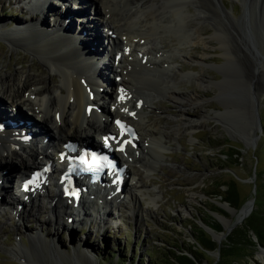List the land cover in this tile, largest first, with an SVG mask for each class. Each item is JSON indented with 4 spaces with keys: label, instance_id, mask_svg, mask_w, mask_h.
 <instances>
[{
    "label": "rangeland",
    "instance_id": "rangeland-1",
    "mask_svg": "<svg viewBox=\"0 0 264 264\" xmlns=\"http://www.w3.org/2000/svg\"><path fill=\"white\" fill-rule=\"evenodd\" d=\"M221 1L226 6L224 9L229 13L231 20L239 26L243 43L252 51L260 50L264 62V8L254 0ZM59 3L57 0L49 2L44 12L43 8H35L38 12L34 13L31 11L32 4L27 0H23L22 3L16 0H0V78H10L12 84L20 87L23 85L28 87L37 79L43 78L45 86L53 87L52 96L59 98V90L65 85L64 80L58 69H53L49 74L47 65L43 63L46 58L57 64L54 61L55 57L34 52L37 49L45 51L48 47L43 40L47 41L49 37L42 32L33 35L23 30L32 23L31 18L36 24L41 19L44 29L68 36L73 34L74 27L78 26L79 22L81 27L84 26L82 25L84 18L81 17H93L88 0L83 1V7L69 0L67 10ZM43 13L45 14L41 15ZM64 13L68 19L71 18L69 21L57 19L58 16H65ZM86 23L87 20L84 21V24ZM203 25L206 38L204 39L210 47L205 50L203 46H198L196 50L194 48L191 50L186 44L178 48L177 53L171 54L174 57L169 66L168 75L173 81L165 79L172 84L178 81L180 83L178 91H181L183 97H197L200 102L189 107L181 120L179 112L167 97L147 92L152 107L142 111V120L145 122L142 125L147 126L155 117H160L163 122L160 125L162 131L170 133L177 124H181V131L179 136L164 141L162 144L164 152L152 172L142 170L140 165L133 168L134 178L131 181L137 183V186L142 183L145 185L139 191H136L135 187H130L138 197L136 203L129 202V196L125 193L122 195V202L120 201L122 208H118L117 203L112 204L115 208L113 210L108 207L109 216L105 217L106 221L102 212L100 214L93 212L88 218L79 209L78 213L74 212L72 219L67 220L53 201L56 195L53 186L48 185L46 191L40 193L32 203L19 194L17 176L15 178L16 174L11 173L19 170L16 161L21 155L17 153L14 164L7 166L8 169H0V188L3 184L6 185L3 187L14 194L15 204H18L12 205L8 196L0 193V264H23L18 257L25 259L29 257L20 253L19 248L27 252L26 250L33 246V238H38L42 247L40 251L33 252L36 253L33 260L39 264H120L118 260L125 256H132L137 263L142 261V264H145L149 261L147 251L153 247L160 250L171 244L182 246L183 243L194 244L193 233L190 230L192 223L203 230L206 237L218 246L216 251L208 252L212 262L204 264H216L219 260L221 264L219 250L226 244L228 236L241 228L252 213L264 214L262 126L261 136L255 145H249L245 141L247 131L250 132L248 127L252 124L253 99L257 103L258 118L264 123V86L257 87L256 79L250 74V67L245 70L241 63L235 62V59L233 62L225 61L223 49L213 36L216 31L214 22L206 21ZM14 29L16 34H11ZM98 29V35L104 36L103 29L100 27ZM178 30L174 28L172 33L170 32L177 40L181 38ZM4 34H11V37L19 42L18 48L12 46V43L2 36ZM105 38L102 37L104 40ZM165 45L166 43L162 44ZM100 49L102 51L104 47ZM203 52L206 54L201 58ZM185 54L192 55L191 57L198 59L199 62L185 61L182 57ZM201 60L205 63H201ZM73 67L85 70L86 63L77 62ZM72 69L69 73H73ZM261 70L264 72V67ZM104 73L106 77L110 74V80L117 83L113 72L108 70ZM73 75H77L78 80V74ZM101 86L104 94H111L107 86ZM98 104L104 107L108 114L114 116L105 95H100ZM130 105L135 106L134 101ZM0 107L4 111L9 110V102L2 101ZM74 107L75 104L70 107V112ZM74 110L76 111V108ZM24 111L22 106L17 110L26 120L33 121L30 115L26 117ZM54 111L56 110L52 106L50 118ZM116 111L117 109L115 113ZM142 120L133 116L126 122L136 130L135 125ZM166 123H171L173 127L167 129ZM189 123H197L196 129H190ZM0 128L5 134H20L18 129L4 127L1 121ZM137 134L138 146L142 147L145 142L138 132ZM21 140L25 145L32 146L29 139L23 138L20 134ZM40 151L43 153V149ZM235 153L238 155H234ZM137 154L143 160L150 161L141 151L137 150ZM220 159L223 163L219 162ZM124 160L127 161V158ZM7 171L12 175L1 182V173L7 175ZM11 181L12 183L8 184ZM227 183H233L236 190L237 209L214 195L225 192ZM89 201L91 200L87 199L85 202ZM92 201L95 202V198ZM98 205L103 206L101 203ZM134 205L140 210L132 213ZM246 205L251 206L249 215L235 225L239 211ZM216 209L222 214L215 211ZM223 222L230 223L231 230L228 229L230 231L224 228ZM206 223L217 224L222 232L208 231L210 228ZM251 237L253 242H256L253 235ZM183 249L177 253L180 254ZM247 253L248 258L237 264H264V248L257 246L255 251ZM108 255L114 256L113 259ZM126 263L129 264V261Z\"/></svg>",
    "mask_w": 264,
    "mask_h": 264
},
{
    "label": "bare ground",
    "instance_id": "bare-ground-1",
    "mask_svg": "<svg viewBox=\"0 0 264 264\" xmlns=\"http://www.w3.org/2000/svg\"><path fill=\"white\" fill-rule=\"evenodd\" d=\"M16 1L22 3L21 0ZM72 1L83 7L84 0ZM254 1H257L258 5L264 8V0ZM61 2V7L67 10L66 6L69 0H61ZM88 3L92 7L90 10H92L93 17H81L82 15H80L81 18H84V21L87 20V23L84 24L83 21L82 25L84 26L81 27V22H79L80 24L74 27V32L71 35L65 36L57 31L44 29L39 18H36L39 19L38 24L34 23V19L31 18L32 23L23 29L33 35L42 32L49 37L47 41L43 40L48 48L45 51L37 49L34 52L55 57L54 61L57 64L46 58L43 63L47 65L49 74L53 69H58L61 78L64 80L65 85L59 90V98L52 96L53 87L45 86L43 78L41 80L37 79L28 87L12 84L10 78L7 77L0 78V103L2 101L9 102L10 108L22 105L28 108V113L30 112L34 117V121L28 126L21 113L12 115L0 107V121L4 122L16 118L14 121L16 127L20 128L21 135L24 138L30 137L32 146L37 145L30 147L22 141L9 143L5 137L0 138V169H8L7 166L14 164L17 153L21 155L16 161L20 171L11 172L13 175L16 174L15 178L16 176L21 178V180L18 179V183L24 179L26 173L36 169V167L43 166L45 161L49 160L42 156L44 154L40 153L37 141L48 139L60 145V142L65 143L68 140H74L79 142L80 145L98 149L97 144L99 145L103 141L101 138L106 140V136L109 134L114 135L113 121L115 119L129 120L128 115L124 113L125 110L128 112L134 111L135 116L142 120V111L151 106L149 94L147 93L149 91L167 97L179 112V118H184L189 110L188 108L197 104L200 100L197 97H183L181 91H178L180 83L174 81L172 84V82L170 83L165 79L173 81V78L168 75L170 72L169 66L171 60L173 61L174 56L172 57V55L177 53L178 48L188 44L191 50L193 48L196 50L198 46H203L207 50L209 45L205 41L203 25L206 21H212L215 24L216 31L213 36L223 49L225 61L233 62L235 59V62L241 63L245 70L250 67V74L256 79L257 87L264 86V72L261 70L264 67L262 53L260 50H250L243 43L239 26L231 20L229 13L224 9L226 6L221 0H88ZM45 4V1L37 4L40 9H44L42 12L48 6ZM76 4L75 6H78ZM75 6L73 9H75ZM90 10H86V12ZM31 11L38 12L34 8ZM68 18L67 15L57 17L58 20L62 19L64 22L71 19ZM101 24L107 27L108 32L112 33L113 38L108 39L107 45L104 44V39H102L106 35L100 37L97 33ZM174 28L180 30L181 38L179 40L170 35ZM15 30L11 34H16ZM11 34L2 36L9 43L11 42L12 46L18 48L19 42L15 41ZM167 39L169 40L167 41ZM163 43H166V45L162 46ZM102 46L104 50L101 51L100 47ZM205 54L203 52L200 55L201 58ZM117 56H120L119 60H116ZM191 56L188 54L182 55L185 61L199 62L198 59H193ZM154 58H157V60ZM77 62L86 63L85 70H77L73 67ZM200 62L205 63L204 60ZM71 69L73 73H69ZM108 70L114 73L112 75L118 80L117 83L110 80V74L106 77L104 72ZM73 74H78V80L76 79L77 75L74 76ZM181 75L185 77L184 74L181 73ZM101 85L107 86L111 94H104V90L100 89ZM119 94L123 95V99L120 101L117 100ZM100 95L106 96L109 108L114 110V116L110 117L108 111L98 104ZM139 100L141 102L138 104ZM133 101L136 105L134 108L129 105ZM73 104L76 106L74 107L76 111L72 108V112H70V107ZM52 106L56 111L50 118ZM115 109H117L116 113ZM100 115L102 117L101 121ZM142 123H145L144 120L137 124L134 123V125L136 124V131L143 138L145 145L138 148V145L134 143L133 147H127L125 151L127 161H119L120 166L126 167L125 175L130 177V181L134 178L133 168L136 165H140L142 170L146 172H152L157 167L156 165L164 152L162 146L165 143L164 141L179 136L181 131V124L175 125L170 133L162 131L160 125L163 122L160 117H155L151 122H148L147 126L142 125ZM166 126L167 129L173 127L171 123H166ZM196 126L197 123H189L190 129H196ZM248 128L250 132L247 131L245 139L250 144L256 140L254 142L256 144L259 140V127L254 113H252V124ZM38 135H45V138H38ZM137 150L141 151L142 155L148 156L147 158L150 161L143 160L137 154ZM35 165L37 166L34 167ZM54 169L51 167V172H45L40 179L29 185L24 196H27V200L32 203L40 193L46 191L43 179L48 177L50 184L52 185L53 181L52 186L57 189L53 199L57 204L55 206L63 212L67 220L72 219V215L74 212L78 213V209L81 212L83 211L84 216L88 218L93 212L98 214L102 212L105 219L109 216L108 207L111 210L115 209L113 203H117V207L122 208L123 205L120 201L123 200V194L126 193L129 196V202L131 203H136L138 199L137 195L130 188L128 189V185L124 181L119 193H115L114 189L118 184L108 187L103 194L93 187L91 189L89 185L95 202L91 200L86 203L85 198H79V192H76L75 198L77 200L78 196V202L76 208H74L75 199L73 197L68 198L67 193L72 189L79 188L80 184L77 179H73L74 183L71 185L66 181L59 183L51 175L55 174ZM115 178L113 176V179ZM2 179L4 181L5 177L1 173V182ZM9 183H12V181ZM3 186L6 185L3 184ZM3 186L0 188V193H5L12 205H18L15 204L14 194L9 193V190L6 191ZM144 187V183L140 186L135 183L136 191ZM97 202L103 204V206H99ZM137 207L134 205L132 213L140 210ZM250 207V205H246L239 211L240 214L235 225L241 223L249 215ZM218 220H220V217H218ZM223 225L226 230H231L229 222H223ZM32 244L33 246L31 249H27V252L19 248L20 253L27 254L29 257L28 259L18 257L23 264H39L38 261L33 260V257L36 256V253L33 252H38L42 248L39 239L33 238Z\"/></svg>",
    "mask_w": 264,
    "mask_h": 264
},
{
    "label": "trees",
    "instance_id": "trees-1",
    "mask_svg": "<svg viewBox=\"0 0 264 264\" xmlns=\"http://www.w3.org/2000/svg\"><path fill=\"white\" fill-rule=\"evenodd\" d=\"M261 126L264 129V123L262 121ZM234 155H238V153H235ZM219 162L223 163V160L220 159ZM214 195L220 197L230 207L237 209L238 200L233 183H227V190L225 192L216 193ZM215 211L222 214L218 209ZM206 225L213 231L222 232L221 227L217 224L206 223ZM190 230L193 233L194 244L190 245L188 243H183L184 247L179 244H171L170 246H167V248H161L160 250L153 247L152 250L147 251L149 261L145 264H204L212 262L211 256L208 255V252H214L217 250L218 246L216 243L208 239L204 231L200 230L195 223L190 225ZM252 235L256 242H253ZM257 246L264 248V214L252 213L243 223L241 228L228 236L226 244H224L221 250H219L222 258L221 264H237L244 258H248L249 253H247V251H255ZM182 249L188 255L183 251L180 254L177 253ZM244 253H246V255H244ZM108 256L112 259L114 257L111 255ZM123 258L124 257L120 258L118 263L127 264L126 261L128 260L129 264H142V261L137 263V260L135 261V259H132V256H125V258ZM122 259L123 261H121ZM219 263L220 260L216 264Z\"/></svg>",
    "mask_w": 264,
    "mask_h": 264
},
{
    "label": "water",
    "instance_id": "water-1",
    "mask_svg": "<svg viewBox=\"0 0 264 264\" xmlns=\"http://www.w3.org/2000/svg\"><path fill=\"white\" fill-rule=\"evenodd\" d=\"M247 1V0H246ZM243 3V2H242ZM254 100V102L252 101V105H251V112L252 113H254V117L256 116V118H257V125H258V127H259V134H258V138L261 136V121L259 120V118H258V113H257V103H256V101H255V99H253ZM245 141L249 144V145H255L254 144V142L256 141V140H254L253 142H252V144H250V142H248L246 139H245ZM251 204V203H250ZM208 231H212V229H208Z\"/></svg>",
    "mask_w": 264,
    "mask_h": 264
},
{
    "label": "snow or ice",
    "instance_id": "snow-or-ice-1",
    "mask_svg": "<svg viewBox=\"0 0 264 264\" xmlns=\"http://www.w3.org/2000/svg\"><path fill=\"white\" fill-rule=\"evenodd\" d=\"M116 124H117L118 128L121 129V135H123V127H124V126L120 123V121H117ZM105 143H106V145H107V140L105 141ZM119 150H120V151H123L124 149H123V147H121Z\"/></svg>",
    "mask_w": 264,
    "mask_h": 264
}]
</instances>
